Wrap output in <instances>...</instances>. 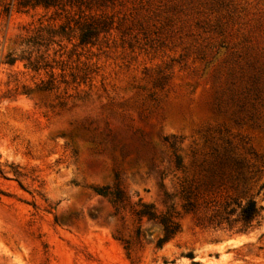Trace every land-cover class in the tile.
<instances>
[{
  "label": "rangeland",
  "instance_id": "374dc122",
  "mask_svg": "<svg viewBox=\"0 0 264 264\" xmlns=\"http://www.w3.org/2000/svg\"><path fill=\"white\" fill-rule=\"evenodd\" d=\"M103 1L0 0V264H264V0Z\"/></svg>",
  "mask_w": 264,
  "mask_h": 264
},
{
  "label": "trees",
  "instance_id": "16d2710c",
  "mask_svg": "<svg viewBox=\"0 0 264 264\" xmlns=\"http://www.w3.org/2000/svg\"><path fill=\"white\" fill-rule=\"evenodd\" d=\"M62 0H34L36 4H43L47 6H57L60 5ZM69 3H81L80 0H67ZM86 7L92 9L95 5L97 8L102 7L105 3L103 0H88ZM94 3V4H92ZM108 25L105 20H102L101 17H96L95 15H90V20L86 21L81 25L82 34H81V43H90L93 38H95L103 29H106ZM103 191V190H102ZM102 193H107L103 191ZM112 202L118 208L119 203H122L125 199L123 191L117 189L111 192ZM238 207H240V218L244 223L245 228L259 226L263 220V206L258 205L257 202L253 199H249L245 204H239L236 202ZM187 210H190L192 205L190 202L185 205ZM225 215L224 219L229 221L230 216L235 212V208L231 207V203L227 202L224 208ZM135 215L139 220L147 218L148 220H154L159 222L163 227V237L160 239V243L166 242L176 236L180 231V224L177 220L173 218L171 214H159L155 211L154 207L150 204L142 202L139 200L137 203V208L134 210Z\"/></svg>",
  "mask_w": 264,
  "mask_h": 264
},
{
  "label": "bare ground",
  "instance_id": "6f19581e",
  "mask_svg": "<svg viewBox=\"0 0 264 264\" xmlns=\"http://www.w3.org/2000/svg\"><path fill=\"white\" fill-rule=\"evenodd\" d=\"M235 242H236V243H240V242H241V240H236Z\"/></svg>",
  "mask_w": 264,
  "mask_h": 264
}]
</instances>
